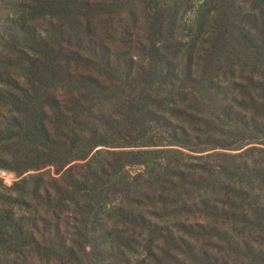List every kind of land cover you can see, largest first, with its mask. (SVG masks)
Returning <instances> with one entry per match:
<instances>
[{
    "label": "trees",
    "instance_id": "16d2710c",
    "mask_svg": "<svg viewBox=\"0 0 264 264\" xmlns=\"http://www.w3.org/2000/svg\"><path fill=\"white\" fill-rule=\"evenodd\" d=\"M0 264H264V0H0Z\"/></svg>",
    "mask_w": 264,
    "mask_h": 264
},
{
    "label": "built area",
    "instance_id": "2783aa9c",
    "mask_svg": "<svg viewBox=\"0 0 264 264\" xmlns=\"http://www.w3.org/2000/svg\"><path fill=\"white\" fill-rule=\"evenodd\" d=\"M16 179L17 177L13 172L0 168V181L7 185H11Z\"/></svg>",
    "mask_w": 264,
    "mask_h": 264
}]
</instances>
